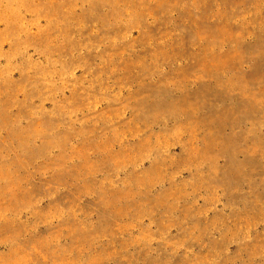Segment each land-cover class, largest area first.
Listing matches in <instances>:
<instances>
[{
  "label": "rangeland",
  "instance_id": "obj_1",
  "mask_svg": "<svg viewBox=\"0 0 264 264\" xmlns=\"http://www.w3.org/2000/svg\"><path fill=\"white\" fill-rule=\"evenodd\" d=\"M0 264H264V0H0Z\"/></svg>",
  "mask_w": 264,
  "mask_h": 264
}]
</instances>
